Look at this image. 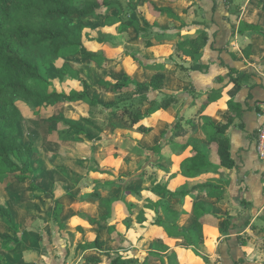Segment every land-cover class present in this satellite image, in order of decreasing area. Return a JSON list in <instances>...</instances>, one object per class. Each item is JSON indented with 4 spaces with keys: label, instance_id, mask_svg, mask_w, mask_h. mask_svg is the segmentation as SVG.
<instances>
[{
    "label": "rangeland",
    "instance_id": "rangeland-1",
    "mask_svg": "<svg viewBox=\"0 0 264 264\" xmlns=\"http://www.w3.org/2000/svg\"><path fill=\"white\" fill-rule=\"evenodd\" d=\"M114 2L120 6V12L111 8L106 16L83 20L94 39L86 42V45L106 56V67L83 60L77 53L66 57L72 73L68 84L81 91L84 82L88 86L89 94L95 97L96 104L90 105L83 101L68 102L64 99L55 104L42 105L19 99L15 101L20 111L17 123L18 138L23 145L31 146V154L26 161L16 159V162L27 167V170L19 172L21 175L6 173L0 182V202L7 206L11 215L10 224L0 216V264H15L9 259L12 253L23 249L31 250L38 240H44L45 234L52 230H55L53 234L58 231L65 234V244L69 247L63 252L67 251L72 258H77L79 251L81 252L79 244L90 242L97 237L99 248H105L107 252L93 264H109L117 255L131 257L140 254V251H132L129 246L145 231L147 224L155 219L152 212H146L149 214L147 222L142 228L137 225L136 229L131 227L133 221L131 226L126 228V223L122 220L125 211L124 216L119 215L120 212H115L117 206L113 208L111 221L107 225L99 226V229H84L83 223L90 215L107 216L109 209L105 201L121 198L130 205L132 212L137 214L142 203L134 201L127 191L151 186L152 183L157 184L164 174L165 169L162 166L167 164L166 157H172L177 163L186 155L179 156L177 148L182 142H189L190 139H169L166 133L171 126L165 122L158 125L162 111L157 109L152 114L147 112L155 108L161 98L168 94L180 97L168 112H178L180 115L184 103L194 104L190 103L189 98L194 90L188 70L191 60L169 55L170 42L164 37L162 40L164 32L159 27L155 31L157 22L152 23L155 26L153 28L144 26L143 20L147 10L144 0ZM194 2L197 4V0ZM108 17L118 20L109 24L111 19ZM73 20L75 21V18ZM241 28L245 26L242 25ZM148 40L152 42L150 47L146 45ZM168 56L177 63L168 60ZM149 62L161 65L165 63L169 68L176 66L178 74H174V80L163 83L159 89L147 88L136 93L129 88L119 90L120 78L124 74L141 78L143 65ZM47 70L49 84L46 90L62 91L56 67L51 65ZM192 108V111L185 113L192 118V122L195 120L198 123L202 119L206 121L208 117L203 115L200 118V114L194 111L195 107ZM116 112H119L120 116ZM136 114H142L143 121L150 116L155 119L157 124L150 134L139 135L138 131L130 126V116ZM79 115H84L93 123L84 133H79L71 125ZM153 147H159L160 154L158 149L153 150ZM97 181H114L115 185L108 189H99L98 199L88 201ZM254 182L255 179L250 180L249 188L255 196L257 189ZM238 185L236 193L240 197L236 199L239 202L234 203L228 199L229 203L235 206H239V203L242 205L241 192L245 191V186H240V183ZM261 192L262 203L255 211L251 205L244 206L236 211L234 217L225 219H229L227 228L231 229L244 248L242 254L250 250L251 260L256 264H264V192ZM57 203L59 208L56 211ZM238 217L242 219L239 220ZM253 218L255 221L251 223ZM67 222H72L74 228H68ZM112 227L123 233L122 242L120 238L114 240L111 237ZM254 231L260 235H256ZM107 237L112 240L108 242ZM12 240L17 245H14V248L10 247L13 245L10 243ZM47 246L45 243L42 246L45 250L41 251L45 258L49 255L48 249L52 250L51 246ZM94 254L95 252L91 253ZM87 255H90V252ZM56 256L60 257L58 254ZM48 261L49 258L44 259L45 264ZM33 264L36 262L33 261ZM80 264L87 262L82 259Z\"/></svg>",
    "mask_w": 264,
    "mask_h": 264
},
{
    "label": "trees",
    "instance_id": "trees-1",
    "mask_svg": "<svg viewBox=\"0 0 264 264\" xmlns=\"http://www.w3.org/2000/svg\"><path fill=\"white\" fill-rule=\"evenodd\" d=\"M144 1L148 13L154 17H160L168 11L166 8L158 7L152 0ZM111 8L121 11L114 0H0V182L6 173L21 175L19 172L27 170V167L18 164L16 159L26 161L31 154V146L23 145L18 138L17 123L20 111L15 103L17 99L35 105L55 104L62 99L68 102L83 101L90 105L96 104L95 97L89 94L88 86L84 82L81 91L75 90L68 84L72 73L66 57L77 53L83 60L106 67V56L86 45V42L94 41V39L83 20L106 16ZM108 19H111L109 24L118 20V18L109 17ZM143 23L147 28L158 27V25L153 26L146 19ZM160 29L164 30V28ZM207 41V33L202 30L186 36L174 46L180 55L194 59ZM146 45L150 47L152 42L148 40ZM51 65L57 69L62 85L60 92L46 90L49 84L47 68ZM199 67L192 64L189 69L195 70ZM143 68L141 78L124 74L120 78L119 90L129 88L136 93L147 88L159 89L168 71H165L161 64H144ZM216 96L209 95L206 100H212ZM176 100L178 98L172 94L165 95L155 108L147 112L152 114L157 109L162 111L159 118L172 127V139L196 128L191 119L185 126L184 121L187 119L184 116L171 115L167 111ZM239 107V103L232 106L231 114L226 121L217 123L204 121L201 130L207 142L203 143L199 138L191 137L189 142L180 144L177 148L178 155H186L177 163L170 157L171 162L166 166L157 184L152 183L151 186L127 191L134 201L142 203L137 214L132 212L130 205L121 198L105 201L109 209L108 215L92 221L99 225L107 224L111 221L113 208L121 204L126 212L122 220L128 229L132 221L138 224L146 222V210H154L158 212V216L150 224V228L154 229L158 239L167 240L172 236H183L194 247L202 243L203 225H216L221 216L216 214L214 204L196 200L195 197L197 194H203L218 198L230 185L227 171L235 166V162L230 155L231 141L227 131L235 117L240 115ZM116 114L120 116L119 112ZM142 118V114L131 115L129 124L139 133L147 134L154 129L156 122L153 118L148 121H143ZM92 124L91 120L84 115H79L78 119L71 123L79 133H84ZM239 127H242V124H239ZM155 149H158L160 154V148L153 147V150ZM113 185H115L114 181H97L90 196L98 199L99 189H108ZM172 199L183 204V213L190 210L192 206V213L196 220L188 228L177 225L180 213L171 203ZM241 204L247 205L243 201ZM58 208L59 203L56 204L55 210L57 211ZM0 216L7 223H11L10 212L1 202ZM228 223L229 220H225V224L228 225ZM225 228L227 229V226L221 231H225ZM110 235L114 240L119 238L121 242L124 240L123 233L114 227L110 229ZM91 247H98L97 237L81 245L82 249ZM194 253L207 261L205 256L195 248ZM134 259L117 255L109 264H129L135 261ZM138 259H140L139 256ZM150 260H159L162 264H179L173 251L167 254L158 251L144 252L141 264H147ZM88 261L92 263L96 262V259L90 258Z\"/></svg>",
    "mask_w": 264,
    "mask_h": 264
},
{
    "label": "crops",
    "instance_id": "crops-1",
    "mask_svg": "<svg viewBox=\"0 0 264 264\" xmlns=\"http://www.w3.org/2000/svg\"><path fill=\"white\" fill-rule=\"evenodd\" d=\"M152 1L158 7L166 8L168 11L160 17H154L145 10L146 16L144 20L146 19L150 23L157 22L159 28H164V33L161 38L162 40L163 37L167 38L168 43L170 42L168 44L170 51L169 55H172L173 58L177 56L179 58L184 57L191 60V63L188 64V70L194 90L189 98L191 99L190 103L193 102L194 104L188 105L184 103V108L180 115L178 112L172 113L169 111V113L175 116H184V118L188 120L184 121L185 126L188 125L189 120L192 119L190 116H186L185 113L187 111H192V107H195L194 111L200 114V118L205 115L208 117L205 120L212 123L226 121L231 114L232 106L236 103L240 104L238 108L240 115L235 117L227 131L231 141L230 155L235 162V166L227 171L230 177V185L218 198L207 197L203 194H197L195 197L196 200H203L214 204L216 214L221 216L217 224H204L202 227L203 242L194 247L190 245L183 236H172L167 240L164 238L158 239L154 229L150 228V224L155 221L158 212L146 210V212H152L155 215V219L147 224L148 227L145 228V231L141 232L138 238L133 241V244L129 246L132 251L133 249L140 251V254L131 256L133 257L132 259L135 258V261L131 263L136 262L141 264V257L146 251H158L162 254L173 251L177 256L179 264H256L251 260L250 255L252 252L250 250L242 254L244 248L238 242L236 236L232 234L231 229L225 228L226 230L223 232L221 229L227 226L225 224L226 218L231 219L232 216H235L236 211H239L245 206L240 205V203L238 204L239 206H235L234 204L231 205L228 201V199H230L233 200L234 203L236 201L239 202L238 199H236L238 196L240 197V195L237 196L236 193V190L239 188V183L240 186H245V191L241 192L243 201L247 203L245 207L251 205L252 209L255 211L262 203L261 191L264 192V162L257 156L255 136L260 124V118L257 117L256 113L259 110V104L264 102V0H197V4H195L194 0ZM242 25L245 26V28L242 29ZM157 29L156 27L155 31H157ZM202 30L207 33L208 41L206 45L200 49L195 58L191 59L184 55H180L175 49V43L186 36ZM168 60L172 61L174 64L177 63L169 56ZM157 64L153 62L147 63V65ZM192 64L199 65V69H189ZM162 66L165 71H168L164 81V84H166L167 81L174 80V74H178V69L176 66L173 68L166 67L165 63L162 64ZM230 69L232 71H230ZM214 94L217 95L216 98L209 101L206 100L207 96H214ZM176 97L180 98L178 96ZM151 118L153 117H149L146 121ZM163 122L164 121L159 118L158 125H161ZM194 123L196 125L195 130H188V133L185 132L183 136L174 137L173 141L178 138L187 139L196 137L203 143H206L207 139L201 130L204 120L202 119V121H198V123L194 120ZM239 124H242V127H239ZM151 132L147 134L138 133L139 135H148ZM166 136L169 139L172 137V127L168 130ZM170 162L171 158L167 156L165 162L167 164H164L162 168L165 169ZM253 179H255L254 184L257 189L255 196L252 195L249 188V182ZM90 197L88 201H95ZM178 202L179 201L176 199L171 200L175 209L180 213L177 225L182 228H188L196 220L192 213V206L190 210L183 213V204H179ZM224 205L226 207H224ZM124 211L125 209L121 204L117 205L115 210L116 213L120 212L119 215L124 216ZM159 214L161 216V211ZM104 216L106 215H103V217ZM148 216L149 214H146L147 219ZM100 217H102V215L87 216V219L83 223V228L99 229V226L107 225H99L92 221ZM238 219L240 220L242 218L238 217ZM254 221L255 218L252 219L251 223ZM146 222L142 224L134 223L132 228L136 229L137 225L142 228ZM67 227L70 229L74 228L72 222L71 224L67 222ZM54 231L55 230L48 231L45 234V239L41 241L38 240L31 250H18L12 253L9 259L15 262V264H33V261L34 263L36 262V264H45L44 259L47 258H49L47 264L51 263V259L57 264H70L71 262H73V264H80L82 259H85L87 264H93L95 262L91 263L88 261L90 258H94L97 261L100 256H105L107 252L105 248H99V242L98 247L82 249L81 245L86 243L84 241L82 244L78 245L81 249V252L79 251L78 253V257L76 258V256H74L72 258L67 251L66 253L63 252L64 249L69 247L65 244V234H60L59 231L53 234ZM60 232H62V230H60ZM77 233L76 231V235ZM256 233L257 232H255V234ZM103 235L104 234H101V236ZM107 238L108 242L112 240L109 237ZM21 239L23 240L22 236ZM13 242V240L10 242L13 244L10 245V247L14 245V247L17 246ZM45 243L52 248L51 251L48 249L49 255L47 258H45V255H42L41 252L45 250L42 248ZM74 245L77 246L76 243H74ZM105 245L107 246L109 244ZM61 246L63 247L62 249ZM194 248L199 253L203 254L207 261L197 256L194 253ZM89 252L90 255H87ZM93 252H95V254L91 255ZM56 254L60 255V257L58 258ZM244 254H246L245 257ZM137 255L140 259H138ZM54 262L51 264H54ZM147 264L162 263L159 260H150Z\"/></svg>",
    "mask_w": 264,
    "mask_h": 264
},
{
    "label": "built area",
    "instance_id": "built-area-1",
    "mask_svg": "<svg viewBox=\"0 0 264 264\" xmlns=\"http://www.w3.org/2000/svg\"><path fill=\"white\" fill-rule=\"evenodd\" d=\"M256 115L260 118V124L256 131L255 148L258 158L264 162V102L259 104Z\"/></svg>",
    "mask_w": 264,
    "mask_h": 264
}]
</instances>
